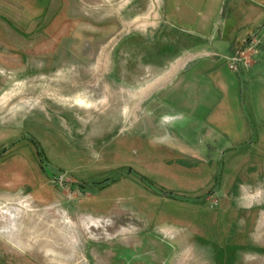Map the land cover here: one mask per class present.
<instances>
[{
  "label": "rangeland",
  "instance_id": "374dc122",
  "mask_svg": "<svg viewBox=\"0 0 264 264\" xmlns=\"http://www.w3.org/2000/svg\"><path fill=\"white\" fill-rule=\"evenodd\" d=\"M175 1L158 69L163 0H0V140L39 142L0 156V264H264V0Z\"/></svg>",
  "mask_w": 264,
  "mask_h": 264
},
{
  "label": "flooded vegetation",
  "instance_id": "af4514ba",
  "mask_svg": "<svg viewBox=\"0 0 264 264\" xmlns=\"http://www.w3.org/2000/svg\"><path fill=\"white\" fill-rule=\"evenodd\" d=\"M177 2L175 0H163L162 2V20L160 19V31L159 33H155V38L152 40H149L145 43H138V44H127L130 48H126L130 51H142L143 52V58L141 59V63L144 65L154 66L158 69L164 68L167 65V62L170 61H176L180 55V49L187 45L188 41L184 35L188 34V30H186L179 22H174L173 15L177 12L176 10H173L176 8ZM175 11V12H174ZM176 20V19H175ZM23 34V33H21ZM41 34V33H38ZM53 34V33H52ZM133 37H138L136 33H132ZM153 37V36H152ZM69 38H65L67 41ZM131 40V38H130ZM129 42L131 43V41ZM143 42V41H142ZM40 43H28V47H35V49H32V51H35V53H26L23 49L21 51V58H20V64H26L29 66L28 69H24V72L20 75V77L24 76H30L29 73L34 72L35 70H46L48 67L51 69L50 74H56L58 69H61L62 71L67 69L72 63L73 59L72 57L75 55L83 57L86 53L83 51V48L79 51V55L75 52H73L70 49V45H68L67 42L61 43L59 45V48H50L48 55H43L44 57H48V59L44 61V64L41 67H36L35 65H30L29 58H32L34 55L36 56H42L40 51L41 49H38L37 47L40 46ZM119 45L115 46V50H117ZM27 47V48H28ZM126 47V46H125ZM43 49V48H42ZM119 49V48H118ZM43 51H45L43 49ZM121 56L120 51L117 53L116 59L119 61L120 59L118 57ZM128 56V55H127ZM130 57V56H128ZM172 61V62H173ZM143 66V65H142ZM28 73V75H27ZM133 77V76H132ZM1 78V75H0ZM1 89V85H0ZM22 129H11L10 134H8L9 137L0 140L1 147H4L2 153H0V156H4L9 153L11 147L16 148L18 144H21L22 142H29L32 144V146L37 147L39 145V142L34 138L32 135V131L30 130H23ZM22 132V133H21ZM16 134H20L18 137ZM38 157L42 160V153L41 151L37 152Z\"/></svg>",
  "mask_w": 264,
  "mask_h": 264
}]
</instances>
